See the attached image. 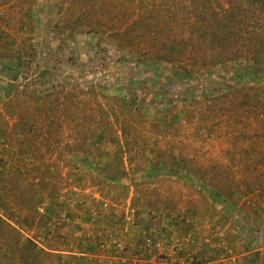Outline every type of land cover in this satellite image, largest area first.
<instances>
[{
	"label": "rangeland",
	"instance_id": "obj_1",
	"mask_svg": "<svg viewBox=\"0 0 264 264\" xmlns=\"http://www.w3.org/2000/svg\"><path fill=\"white\" fill-rule=\"evenodd\" d=\"M192 2L0 0V264H264V123L224 87L264 83V18L198 1L234 58Z\"/></svg>",
	"mask_w": 264,
	"mask_h": 264
},
{
	"label": "trees",
	"instance_id": "obj_2",
	"mask_svg": "<svg viewBox=\"0 0 264 264\" xmlns=\"http://www.w3.org/2000/svg\"><path fill=\"white\" fill-rule=\"evenodd\" d=\"M198 1L199 0H193L192 4L194 5V8H193V11L190 12V15L188 14V9H186V11H183V14H185L186 18H184L182 20V24L187 22L186 25H189L192 28V32L194 34H195V32L199 33L203 29L204 25H207L206 32L213 30V26L221 28V30L225 28V30L223 31V34L221 33V35L224 36L222 38H220L217 35V33H214V31H212V35H210V37L208 39L209 43L211 44V42L214 39L217 41L223 42V43H228V47L227 46L221 47V48L217 47L216 50L218 52L222 51V52L229 53L234 58L238 57V53L240 52L239 51L240 45H237L236 47H231V46H229L231 44V42L224 40L227 37L226 34H229V35L231 34V29L229 28V21H228V17L230 14L227 12L223 13L221 16L215 17L214 18L215 21L212 23L211 21L213 20V17L209 11V9H211V7H210L211 4L209 5V3H208L209 7H205V6L199 5ZM202 1H207V0H202ZM257 2L264 6V0H251V5L249 6V8L243 9L244 11H247V13H252L253 16H255L256 24H258L260 18H264L261 16L262 15L261 12L264 9L260 10L258 7L259 5H257ZM146 7L147 6L145 5L142 8L145 9ZM231 7H232V4H231ZM191 14H192L193 18L195 19V22L189 21L191 19ZM196 17H197V19H196ZM249 23H250V21H247V23L245 21V23H243V24H246L245 26H249ZM200 24H204V25H202L201 27H198ZM221 40H224V41H221ZM237 40H239V38ZM183 53H185V51L182 50L181 54H183ZM258 54H259V52H256L255 56H258ZM239 74H236L233 77V83L234 84L233 83H225L224 84V87H227L230 90V92L236 94L237 98H242L241 103L233 104L232 108H234L235 111H238L240 108L244 109L245 113L243 115L237 114V117H239L240 119H241V117H245L246 118L245 123L255 121L254 125L263 124L264 123V83L259 82V84H257V83L251 84V83L245 81L243 79L244 77L242 75H239ZM257 79H259V78H257ZM74 87L76 88V86H74ZM75 88H71V89L75 90ZM57 102H59V100ZM210 102H212V100H210ZM61 105H62V103L59 104V107H61ZM67 118H69V115H67ZM58 119L61 121V116L60 117L58 116ZM69 120H71V119L69 118ZM64 122H66L65 119H63L61 121V123H62L61 128L63 127ZM22 131H25V130L22 129ZM256 168H258V167H256ZM256 184L254 183L253 186L254 187L261 186V187H257V188L264 189V181H260V183H258L257 185ZM1 222L4 223L3 220H0V223ZM16 245H21L19 247V258L22 260H23V257H22V255H20V249L24 250V248L29 246V247H31L32 252L37 253L35 245L30 240L26 241V243H20V241H18V242H16ZM23 261H25V260H23ZM27 262H28V260L26 262H24V264H27Z\"/></svg>",
	"mask_w": 264,
	"mask_h": 264
},
{
	"label": "crops",
	"instance_id": "obj_3",
	"mask_svg": "<svg viewBox=\"0 0 264 264\" xmlns=\"http://www.w3.org/2000/svg\"><path fill=\"white\" fill-rule=\"evenodd\" d=\"M111 233L109 231H107L106 233H104V235L108 236L110 235Z\"/></svg>",
	"mask_w": 264,
	"mask_h": 264
},
{
	"label": "built area",
	"instance_id": "obj_4",
	"mask_svg": "<svg viewBox=\"0 0 264 264\" xmlns=\"http://www.w3.org/2000/svg\"><path fill=\"white\" fill-rule=\"evenodd\" d=\"M124 250V249H123Z\"/></svg>",
	"mask_w": 264,
	"mask_h": 264
}]
</instances>
